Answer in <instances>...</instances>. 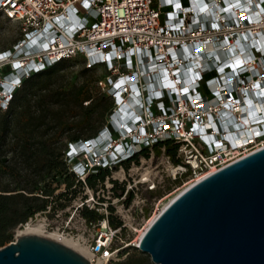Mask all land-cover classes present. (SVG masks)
Here are the masks:
<instances>
[{"label": "built area", "instance_id": "obj_1", "mask_svg": "<svg viewBox=\"0 0 264 264\" xmlns=\"http://www.w3.org/2000/svg\"><path fill=\"white\" fill-rule=\"evenodd\" d=\"M0 10L21 31L0 52V108L63 59L104 69L96 84L113 106L95 137L66 149L81 191L55 210L56 230L92 264L140 250L141 230L171 196L264 146V0H0ZM100 168L110 173L91 187ZM85 207L101 218L83 217Z\"/></svg>", "mask_w": 264, "mask_h": 264}, {"label": "water", "instance_id": "obj_2", "mask_svg": "<svg viewBox=\"0 0 264 264\" xmlns=\"http://www.w3.org/2000/svg\"><path fill=\"white\" fill-rule=\"evenodd\" d=\"M139 248L156 264H264V146L184 189ZM0 264H92L42 234L0 247Z\"/></svg>", "mask_w": 264, "mask_h": 264}, {"label": "trees", "instance_id": "obj_3", "mask_svg": "<svg viewBox=\"0 0 264 264\" xmlns=\"http://www.w3.org/2000/svg\"><path fill=\"white\" fill-rule=\"evenodd\" d=\"M70 59L75 58L63 59L23 79L8 108H0V247L12 240L14 231L22 228L37 212L50 206L54 213L57 206L65 207L62 198L67 197L68 189H74L75 178L65 160L68 144L59 146L48 138L49 132L62 127L63 131H69L67 137L71 142L93 138L106 123L113 106L105 92L99 89L93 92L84 83L67 88L46 87L54 72ZM90 70L85 67L81 72ZM40 76H46L45 85L25 88ZM32 94L35 99L30 97ZM162 143L177 162L175 142L164 140ZM159 146H154L157 155L161 153ZM108 173L109 169L100 168L98 173L89 174L88 185L95 187L97 180ZM58 176L63 177L66 190L55 193L57 188L52 182ZM75 192L76 189L69 196H74ZM82 215L89 221L102 216L86 207ZM110 222L114 226L119 224L112 218ZM139 251L107 264H155L149 255Z\"/></svg>", "mask_w": 264, "mask_h": 264}, {"label": "rangeland", "instance_id": "obj_4", "mask_svg": "<svg viewBox=\"0 0 264 264\" xmlns=\"http://www.w3.org/2000/svg\"><path fill=\"white\" fill-rule=\"evenodd\" d=\"M20 35H21V31L18 22L14 20L12 21L4 14L2 10H0V52L12 48L14 46L15 41L20 37ZM85 67L87 66L84 62L83 57L67 60V62L64 63L63 66H61L58 70L54 72L52 78L47 83L45 82L46 76H40L37 77L32 82V84L26 85L25 88L41 87V85L43 86L45 85V83L47 84L46 87L50 86V88H55V87L67 88L71 85H80L81 83H84L87 84L88 88H91L93 92H96L97 89L102 90L100 87L96 85V83L97 80L101 78L102 74H104V69L100 67L87 71V73L81 72L82 69ZM38 92L43 93L44 91H38ZM30 97H33L35 99V96H33V94ZM84 103H87V101H85ZM61 128L55 131H50L48 134V138H50L52 141H56L59 146H62L63 144L67 143L68 145L66 149H68L71 143V141L67 137L69 131L66 130L63 131V129ZM61 184H64V180L63 177H59V176L55 178L52 182V185L55 186L57 189H59L60 192L63 191L62 189L63 187L61 186ZM74 189H76L75 195L77 194V192L81 191L79 185ZM74 189L72 190L68 189L67 197L62 198V202L66 205L63 208L61 206H57L56 208L58 210H64L65 212L67 208L73 203L72 201L73 196H69V194L72 193ZM68 198H71V200H68ZM55 212L38 214L32 222L36 223L41 221L44 222L45 225L50 223L49 230L47 232H54L56 231L55 229L57 225H59L62 221L60 218L55 216ZM23 229H24L23 227L20 229H16L13 233L14 237L8 243H10L11 241H15L19 237ZM132 253H140V251L133 249ZM149 257L151 259L150 255Z\"/></svg>", "mask_w": 264, "mask_h": 264}, {"label": "bare ground", "instance_id": "obj_5", "mask_svg": "<svg viewBox=\"0 0 264 264\" xmlns=\"http://www.w3.org/2000/svg\"><path fill=\"white\" fill-rule=\"evenodd\" d=\"M78 145H74L73 148H77ZM184 188H182L180 191H182ZM177 192L176 194H174L173 196H171L170 200H168L165 204H164V207L174 199L175 196H177L179 193ZM158 216V213H155L154 216H152L150 219H149V222L147 223V225L145 226L144 229L141 230V233L139 235V237L141 238L145 233H146V230L148 229L149 225L156 219V217ZM45 223L44 222H36V223H33V222H29L25 227H23L24 229L21 231V233H33V234H42V235H46L50 238H54V239H57L59 241H61L62 243H64L65 245H67L68 247L70 246L71 248H73L74 250H77L79 253H81L84 257H86L88 260H90V257H91V253L89 252V250L84 247L80 241L77 239V238H72V237H63L61 234H60V231L56 230L54 232H46L45 229Z\"/></svg>", "mask_w": 264, "mask_h": 264}]
</instances>
